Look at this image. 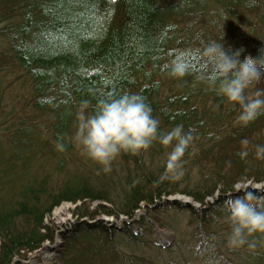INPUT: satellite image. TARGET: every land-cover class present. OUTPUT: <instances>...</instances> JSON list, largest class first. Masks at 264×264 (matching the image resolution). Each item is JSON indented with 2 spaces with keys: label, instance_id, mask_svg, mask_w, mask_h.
Returning a JSON list of instances; mask_svg holds the SVG:
<instances>
[{
  "label": "trees",
  "instance_id": "16d2710c",
  "mask_svg": "<svg viewBox=\"0 0 264 264\" xmlns=\"http://www.w3.org/2000/svg\"><path fill=\"white\" fill-rule=\"evenodd\" d=\"M212 41L243 49L241 59L259 56L264 0H0V264H26L51 242V212L63 202L74 205L73 221L52 264H264V234L248 238L252 250L227 246L223 208L243 195L236 183L264 180L253 147L264 144V115L234 123L239 106L208 84L213 68L201 51ZM175 63L182 77L171 74ZM257 89L264 78L248 94ZM123 93L142 96L162 132L193 131L198 151L185 153L181 180H160L172 146L121 153L105 173L74 141L82 100L91 112ZM177 193L199 206L161 198ZM141 203L144 214L131 219ZM103 214L131 220H94ZM155 225L174 233L167 248L153 244Z\"/></svg>",
  "mask_w": 264,
  "mask_h": 264
},
{
  "label": "clouds",
  "instance_id": "9594fccd",
  "mask_svg": "<svg viewBox=\"0 0 264 264\" xmlns=\"http://www.w3.org/2000/svg\"><path fill=\"white\" fill-rule=\"evenodd\" d=\"M243 49L231 53L226 51L219 41L208 43L201 51L213 68V76L208 81L218 96L227 102L239 106V114L234 123L247 127L261 115H264V89L248 94L264 78V49L257 57L251 55L241 59ZM183 64L175 63L171 74L177 77L185 75ZM218 107V106H217ZM90 101L82 100L78 106L77 126L74 141L81 147L83 154L102 166L105 173L112 171L113 161L121 153L138 155L147 151L153 142L165 147L172 146L167 155L165 171L160 180L179 181L185 175V153L198 149L194 145L192 130L185 131L183 124H177L167 132L160 130V120L153 116V109L137 93L109 94L97 102L90 112ZM239 155L242 159L249 155L250 141H241ZM256 160L264 161V144L254 145ZM56 148L63 152L65 145L57 142ZM235 192L243 193L229 196L223 208L231 222V232L227 236L230 249H240L247 245L249 250L256 244L249 241L253 234H264V183H236Z\"/></svg>",
  "mask_w": 264,
  "mask_h": 264
},
{
  "label": "rangeland",
  "instance_id": "374dc122",
  "mask_svg": "<svg viewBox=\"0 0 264 264\" xmlns=\"http://www.w3.org/2000/svg\"><path fill=\"white\" fill-rule=\"evenodd\" d=\"M261 183H264V180ZM177 194L165 195V196H162L161 198L162 199H168V198H170V199H178V200H180V201H182L184 203H188V201H186L185 197H182V195L179 194V193H177ZM217 194L218 193H215L214 196H217ZM207 199H209V197L206 198V200ZM188 200L191 201V199H188ZM97 203H98L97 201H93L92 202V207H94ZM191 203H192L191 205H193V206L195 205V207L199 206V204L196 203L195 201H191ZM73 208H74V205H72V204H70L68 202H63L59 206L55 207L52 210V212H51V219L56 224H58V225H66L67 226L68 223L70 224V222H71L70 219L73 220V217L71 215ZM137 211L139 212L138 214H137ZM141 214H143L142 207L138 208L135 211V215L133 217L136 218L137 216H139ZM109 216L110 215H104L103 214V215L99 216L98 218H100L101 220L110 221L109 220L110 219ZM124 219H128V218L127 217L126 218L124 217ZM124 219H122V220L124 221ZM114 220L117 221L115 218H114ZM183 220H185V219H183ZM119 222L120 221H117V224H120ZM182 225H183V223H182V220H181V222H180V224H179L178 227L180 228ZM173 240H174V233L172 232L171 229H169V228L161 229L157 225L154 226V228H153V234H152V242H153V244H155L157 246H160V247H163V248H167L168 245H170ZM47 249H49L48 248V245L45 246L44 253H47ZM56 257L57 256H55V254L53 253L51 256H49L48 259H46L47 258L46 256H44L43 254H42V256H40V253H38L36 258L42 264H48L47 263V260H49L50 261V264H52ZM227 257H229V256H227ZM224 262H226V261H221L220 264H223Z\"/></svg>",
  "mask_w": 264,
  "mask_h": 264
},
{
  "label": "bare ground",
  "instance_id": "6f19581e",
  "mask_svg": "<svg viewBox=\"0 0 264 264\" xmlns=\"http://www.w3.org/2000/svg\"><path fill=\"white\" fill-rule=\"evenodd\" d=\"M195 34L196 35H201V33H195ZM44 256H46L47 257L46 259H48L50 255H48L47 253H44ZM47 262L49 263L50 261L48 260Z\"/></svg>",
  "mask_w": 264,
  "mask_h": 264
}]
</instances>
